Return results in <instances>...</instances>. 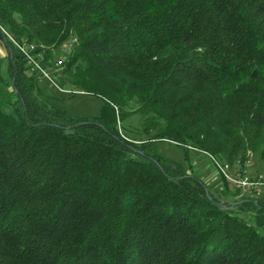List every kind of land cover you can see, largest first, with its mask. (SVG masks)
<instances>
[{"label":"trees","instance_id":"trees-1","mask_svg":"<svg viewBox=\"0 0 264 264\" xmlns=\"http://www.w3.org/2000/svg\"><path fill=\"white\" fill-rule=\"evenodd\" d=\"M3 29L75 39L56 78L101 114L54 105ZM0 45V264H264V193L159 151L263 161L264 0H0Z\"/></svg>","mask_w":264,"mask_h":264},{"label":"rangeland","instance_id":"rangeland-1","mask_svg":"<svg viewBox=\"0 0 264 264\" xmlns=\"http://www.w3.org/2000/svg\"><path fill=\"white\" fill-rule=\"evenodd\" d=\"M2 31L8 37L9 40H10V36L16 39L15 36L12 35L10 32H8L7 30L3 29ZM23 41H26V40H23ZM29 43L35 45L37 48L36 52L40 53L36 55L37 58H40L37 61V63L40 66H42V68L46 66L44 68L45 73L38 71V70H33V68L27 63V61L26 63L28 67L30 68L31 73L40 72L42 74V77L40 76L41 77L40 82L42 85H44L45 87L47 85L48 87L54 88L53 93H54L55 99L53 100V104L56 105L61 110H64L68 114L73 115V116L98 117L101 114V110L104 105V102L100 98L95 97L93 95H87L85 93L80 94V92L73 91L72 89L68 87H62L58 81V78H56V76L60 74V71L63 68L62 67L63 64L68 60L70 54L72 53V49H73L74 44L76 43V40L71 38L68 41H65L64 43H62L60 45V48L52 49L51 55H50L52 58H49L46 55H44L45 51L47 54L50 52L49 47L39 46L37 43H34V42H29ZM12 44L14 45V42H12ZM0 55L2 57L6 56V51L4 48H2L1 45H0ZM45 56L49 59L48 60L49 62H45L46 60ZM60 60H62L63 62L61 66L58 65V62ZM58 90L61 92H68V93L74 92L75 94H78V95L64 94V93H60ZM49 92H52V90H49ZM3 99L4 101H7L8 96H4ZM142 122L143 120L140 116H133L126 122V125H125V127L127 128V130H129V132L128 133L126 132L125 127L123 125L122 126L123 133L126 136H129L131 139L133 138H144L145 139V136L142 133ZM190 150H192L193 152L190 155L191 158L187 160L186 155H184L182 150L179 147L171 143H168V142L161 143L160 148H159V151L163 155L182 163L183 165H185L186 168H188L189 172H196V174H198L200 177L205 179L206 182H208V184L215 186L216 189L214 191L221 190L220 193L217 192L218 195H220L222 191H223L222 193H224L226 189L228 191L229 190L228 186H225L226 185L224 184L225 182L222 180L218 170L215 168V166L212 163V160L207 155L208 153H205L204 151H198L197 149H194V148H190ZM213 156L216 157L215 155ZM251 161H252V164L250 166L251 171L253 172L261 171L264 173V159L263 161L259 162L257 155L252 154ZM222 198L223 200L225 199L224 196Z\"/></svg>","mask_w":264,"mask_h":264},{"label":"built area","instance_id":"built-area-1","mask_svg":"<svg viewBox=\"0 0 264 264\" xmlns=\"http://www.w3.org/2000/svg\"><path fill=\"white\" fill-rule=\"evenodd\" d=\"M11 42H14L15 47L19 52L24 55L27 63L33 68V70H38L43 73L44 68L40 66L37 61L36 46L26 41H19L10 36ZM42 53V52H41ZM62 60L58 62V65H62ZM36 65V67H35ZM212 160L213 165L218 170L219 174L230 182L236 190L240 191L241 196H247L251 198L260 197L264 193V174L258 173L253 174L250 170L252 164L251 157L242 161H236L235 168H227L225 161L219 160L211 154H207Z\"/></svg>","mask_w":264,"mask_h":264},{"label":"bare ground","instance_id":"bare-ground-1","mask_svg":"<svg viewBox=\"0 0 264 264\" xmlns=\"http://www.w3.org/2000/svg\"><path fill=\"white\" fill-rule=\"evenodd\" d=\"M225 165L227 166V168H235L236 167V162L234 164H232V163H229V162L225 161Z\"/></svg>","mask_w":264,"mask_h":264},{"label":"water","instance_id":"water-1","mask_svg":"<svg viewBox=\"0 0 264 264\" xmlns=\"http://www.w3.org/2000/svg\"><path fill=\"white\" fill-rule=\"evenodd\" d=\"M14 88H15V86H13ZM207 194H208V196L210 197V193H209V191L207 190ZM217 205H219L220 207H222V208H224L225 206L224 205H221V204H217Z\"/></svg>","mask_w":264,"mask_h":264}]
</instances>
